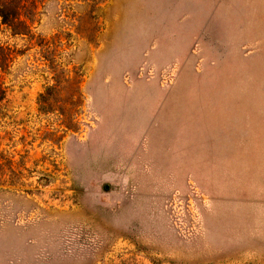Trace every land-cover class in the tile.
Instances as JSON below:
<instances>
[{"label": "rangeland", "instance_id": "rangeland-1", "mask_svg": "<svg viewBox=\"0 0 264 264\" xmlns=\"http://www.w3.org/2000/svg\"><path fill=\"white\" fill-rule=\"evenodd\" d=\"M0 88V264H264V0H29Z\"/></svg>", "mask_w": 264, "mask_h": 264}, {"label": "trees", "instance_id": "trees-1", "mask_svg": "<svg viewBox=\"0 0 264 264\" xmlns=\"http://www.w3.org/2000/svg\"><path fill=\"white\" fill-rule=\"evenodd\" d=\"M29 0H0V19L1 23L10 25L16 21L19 14L27 7ZM4 92L0 88L1 99Z\"/></svg>", "mask_w": 264, "mask_h": 264}]
</instances>
